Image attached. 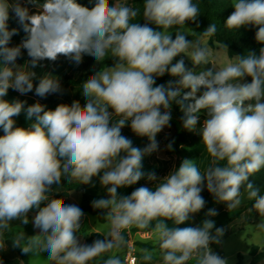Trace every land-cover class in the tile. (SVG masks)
I'll return each instance as SVG.
<instances>
[{"label": "clouds", "instance_id": "obj_1", "mask_svg": "<svg viewBox=\"0 0 264 264\" xmlns=\"http://www.w3.org/2000/svg\"><path fill=\"white\" fill-rule=\"evenodd\" d=\"M89 2L92 7L78 0H0V129L4 133L0 136V235L11 221L27 225L28 213L38 209L33 225L39 234L26 238L19 233L11 245L24 255L47 253L52 264H123L119 256L103 257L125 246L124 230L132 227L155 234L163 264H187L193 257L196 264H228L211 247L224 234L214 220L183 228L170 227L166 221L181 225L204 209L205 186L228 210L241 205V188H246L248 198L254 200L252 208L264 218V195L249 180L264 168V47L258 54L236 55V62L226 67H205L196 73L194 68L210 63L209 49L201 40L215 35L217 27L211 23L200 39H188L191 33L182 29L200 16L193 0H144L143 24L130 23L137 9L111 0ZM232 7L225 27H254L255 40L264 44V0H234ZM10 20L18 27H10ZM21 31L24 36L13 45V37ZM219 47L228 49L226 43ZM25 52L33 71L16 70L22 67L17 61ZM59 56L76 66L85 56L97 63L110 57L114 63L83 83V106L74 100L46 110L39 102L27 105V101L4 99L9 89L42 99L63 94L60 79L50 74L38 77L34 71L41 62H54ZM166 74L179 79L157 84V78ZM246 77L251 81L246 82ZM173 103L179 106L187 131H195L200 113H206L199 132L214 160L202 174L185 158L175 171L158 179L155 172L143 171V159L159 151L157 135L171 127ZM22 112L32 121L28 128L15 126L14 117ZM112 115L120 119L111 123ZM125 126L147 137L148 144L135 147L122 134ZM167 148L172 149V142ZM62 175L68 183L79 180L84 185L99 177L109 198L93 200L92 207L106 210L109 228L104 239L82 243L76 231L85 216L83 209L62 198L49 199L47 194L61 183ZM145 177L163 182L155 190L140 186L129 195L118 192ZM217 214L209 209L206 216ZM258 227L264 229V219ZM0 249L5 250L3 243ZM141 252L144 261L153 259L149 249Z\"/></svg>", "mask_w": 264, "mask_h": 264}, {"label": "trees", "instance_id": "obj_2", "mask_svg": "<svg viewBox=\"0 0 264 264\" xmlns=\"http://www.w3.org/2000/svg\"><path fill=\"white\" fill-rule=\"evenodd\" d=\"M78 2L88 7H92V4L89 2V0H78ZM111 2L114 4V0H111ZM193 2L198 5L200 10V16L198 17L196 23H189L185 25L193 33L191 36H188V39L201 37L202 32L211 23H213L216 25L217 31L215 35L207 38L210 39L211 43L216 42L220 45L226 43L228 46L227 52L230 58H234L236 55L247 56L249 51H256L258 54L259 49L261 47H264V44L257 43V41L255 40V32L258 29L250 26L242 27L238 30L228 29L225 27L224 21L234 10L232 7V0H193ZM128 7L138 10V15L135 18H132L130 20V23L139 22L143 24L145 22L143 20L144 0H130L128 2ZM11 26L18 27V25L15 23L14 20L10 21V27ZM150 26L156 30H161L155 24H151ZM113 63L114 61L110 57L109 58L106 57L105 60L97 63V61L94 58L90 56H85V60L80 64L79 67V75L76 78L70 76L63 78V91L70 90L73 92L71 103L74 100H78L81 103L83 99L82 98L83 83L91 75H93L95 71L97 73L103 71L107 68V66H112ZM44 68H45V61L41 62V66L37 67L38 77L42 75ZM170 80L173 81V77L166 74L163 77L157 78L156 82L157 84H166ZM245 81L250 82L251 78L246 77ZM4 99L8 100L9 102H12L14 100L27 101V105L37 102L36 99L28 100L26 97L18 94L16 91L12 89H9L8 95L4 97ZM253 102L254 101H252V103ZM39 103L45 105L46 110H50V109L54 110L55 107L62 102L55 94H52V95H48L46 98L43 99L40 98ZM174 107L176 111L179 113L180 111L179 108L177 106ZM181 116L182 115H180V117ZM111 117L115 118V120L112 121L111 123H116L120 119V117L116 115H112ZM14 120L16 127L28 128L32 123V121H28L26 119V116L23 112L19 116L14 117ZM180 122L182 123L181 119ZM125 136L132 140L133 145L135 147H139L143 149L148 144L147 137L137 136L131 131L130 127L125 128ZM169 142H172L171 150L167 148ZM202 142L203 141L201 135H199L195 131H187L182 126L180 133H178L173 140L165 142L167 158L166 159L159 158L156 155V153H153L151 155H146L143 159V171L145 173L155 172L158 179L163 178L164 176L168 175L171 170L175 171V167L178 168L183 159L185 158L190 160L192 159L191 153L185 147L199 145ZM212 160H214L213 157ZM218 163L224 165L226 164V161H220ZM249 180L254 184V186L260 189V194L264 195V168H262L259 172L255 173L253 176L249 177ZM62 181H64L63 175H62ZM161 182L163 181L162 180L148 181L147 178L145 177L141 179L139 182H137V184L122 189L124 191V195H129L134 189L140 186H147L155 190L156 184H159ZM61 185L62 184L60 183L59 185H53V186L55 188H58L61 187ZM65 188L69 191L79 192L82 195V204L80 207L83 209L84 213H89L93 216H98V218L102 222L105 221L104 212L102 210L94 209L92 207V201L96 199L94 198L93 190L90 187L85 186L84 184H81L79 180H76L72 183L66 184ZM241 193H243L248 198L246 188H242ZM201 195L204 197L206 201V205L204 209H202L199 213L193 214L189 220H187L185 223L181 225H175L172 221H166V223L170 227H181V228L190 227V226L195 227L198 226L199 223H201L205 219H212L215 221L216 227L224 228L229 226L231 223H233L234 221H236L241 217L242 210L235 213L232 216L229 215L226 210H222L221 212H218L216 216L207 217L205 208H211L212 205L218 201L213 194L207 191V189L206 191L203 190ZM253 203L254 200L248 198L247 203L244 206V210L253 209L252 208ZM28 219H29V223L24 226L23 231L15 232L10 230L7 234H5L6 244L8 247L14 249L11 245V241L19 233L24 232L26 238L35 235V232L32 229V223L30 221V217H28ZM154 223L155 221H153V224ZM130 231L132 233H138V232L152 233L150 229H139L136 227L130 228ZM96 239H103V238L101 237L100 234L93 233L91 237L87 240L86 244H91ZM144 242L146 241L137 242L138 248H140L139 246L141 245L143 246ZM211 247L217 252L216 244L211 245ZM14 250L18 255V259L13 261L5 260V264H30L29 254L27 255L22 254L21 250L18 248H15ZM255 250H257V248H255ZM148 262L150 264H156V261L153 259ZM161 264H163V261H161Z\"/></svg>", "mask_w": 264, "mask_h": 264}, {"label": "rangeland", "instance_id": "obj_3", "mask_svg": "<svg viewBox=\"0 0 264 264\" xmlns=\"http://www.w3.org/2000/svg\"><path fill=\"white\" fill-rule=\"evenodd\" d=\"M130 0H114V4L119 3L121 5L128 6V2ZM234 0H232V3ZM40 3H43V1L40 0ZM39 8V6H38ZM33 12L36 11L35 8H31ZM13 21V20H10ZM9 21V26H10ZM14 27V26H11ZM162 30V29H161ZM184 31H187L193 34L186 26ZM170 32L172 33L173 37L175 35V28L170 29ZM190 35V36H191ZM24 36V33L21 31L20 35L14 36L12 39V44H18L21 40V38ZM201 37H195L193 40L200 39ZM201 42L206 45L209 49V65H201L199 67H196L193 69L194 72L199 73L200 71H203L205 67H211L215 66L216 68H222L226 67L230 63H235L234 58H230L227 52V49H221L219 46L220 44L216 42H210V39L207 37H203ZM183 56V54H181ZM181 57L178 56L175 58L173 63L176 62V60H179ZM27 53L25 52L22 59H19L17 61L18 65H22V67L18 66L17 71L23 70L26 72L33 71V69L30 66V63L28 61ZM185 63L188 68H192L193 65L189 58L187 56H184ZM85 60V57L83 58V61ZM79 66L74 65L71 63L67 58L64 56H59L58 59L54 62L51 61H45V68L41 76L44 75H52L53 79H60L62 88H63V78L64 77H74L76 78L79 75ZM107 69V68H106ZM105 69V70H106ZM37 73V68L34 69ZM40 76V77H41ZM179 79L178 77H173V81ZM235 82V81H234ZM34 83H38L37 81H34ZM167 84V83H166ZM184 91H188L187 89ZM203 89H201V92ZM18 93V92H17ZM19 94V93H18ZM198 93L197 95H199ZM62 103L71 104V99L73 96L72 91H63V94H55ZM26 97L28 100H34L36 99L37 102H40V97L34 95V93H28L27 95H22ZM81 105L83 106L86 103V100L84 96L82 97ZM254 103V102H253ZM175 103L172 105V120H171V127H166L163 129L162 132H160L157 135V140L159 141V151L155 152L156 155L159 158L166 159L167 153H166V141H171L174 139V137L180 133L182 129V123L180 122V115H183L181 111L179 113L176 111ZM206 118V113L201 112L200 113V121L197 124L195 132H197L200 135L199 129L203 124V120ZM115 118L110 117V121H114ZM129 126H125L122 129V134L125 135V128H128ZM3 130L0 129V136H2ZM192 155V161L195 164V166L198 168V170L203 174L206 169L213 164L212 156L207 152L206 145L202 142L199 145H193V146H187L185 147ZM64 178V184L61 185V187L55 188L53 186V189L50 193H48L49 199L51 198H62L68 203H76L79 206L82 204V195L79 192L76 191H69L65 188L66 184H68L67 176L63 175ZM76 180H71L70 183L74 182ZM85 186L90 187L93 190L94 198L96 200L100 198H109L108 194L106 192V188L102 187L99 181V177L93 178V181L91 184H87ZM243 188V187H242ZM241 188V189H242ZM118 192L122 195H124L123 189H118ZM241 199V205L236 209L228 210L225 203L222 202H216L212 205L211 208H205V211L209 209H215L218 212H221L222 210H226L229 215H234L235 213L242 210L241 217L231 223L229 226L224 227V234L220 238V243L216 244L217 246V253L220 254L222 257L227 258L228 264H264V229H261L258 227V224L260 221L264 218H261L259 214L254 209H248L244 210V206L247 203L248 198L241 193L240 197ZM44 205L42 204L41 207ZM104 212V215L106 214V210H102ZM38 209H32L28 213V217H30V221L32 223V229L35 232V235L39 234V229L35 228L33 225V218L37 214ZM204 212V211H203ZM200 225V223H199ZM24 224H22L20 221H11L10 225L7 229H4L2 232V235H0V243H3L5 246L4 249H0V258L3 259L4 264L5 260H16L18 259V255L15 252L14 249L10 248L6 244V236L10 230L15 232H21L24 230ZM109 228V222L105 218V221L102 222L98 216H93L89 213H85V216L82 220L80 228L76 231L77 237L81 240L82 243H86L87 240L91 237L93 233H98L101 235V237L104 239V235L106 234ZM128 230V229H127ZM124 230V235L126 238V231ZM138 253H139V263L138 264H150L148 261H144L142 259L143 253L141 252V249H149L153 252V260L156 261V264H161V261H163L162 254L159 249L156 248V238L155 234L152 232L150 233V238L143 243V246H139ZM257 250H255V248ZM124 248L122 249H114L111 253H105L103 258H107V256H119L122 260ZM213 251L216 252V250L213 249ZM30 257V264H52L51 261H48L47 253H40L38 256H34L33 254L29 253ZM98 261L101 260V258H97ZM187 264H196V259L193 257V259L189 260Z\"/></svg>", "mask_w": 264, "mask_h": 264}, {"label": "built area", "instance_id": "obj_4", "mask_svg": "<svg viewBox=\"0 0 264 264\" xmlns=\"http://www.w3.org/2000/svg\"><path fill=\"white\" fill-rule=\"evenodd\" d=\"M150 238V233L138 232L132 233L130 229L126 231V244L123 252V264H138L139 253L137 242L147 241Z\"/></svg>", "mask_w": 264, "mask_h": 264}, {"label": "water", "instance_id": "obj_5", "mask_svg": "<svg viewBox=\"0 0 264 264\" xmlns=\"http://www.w3.org/2000/svg\"><path fill=\"white\" fill-rule=\"evenodd\" d=\"M61 184H64V181H62ZM206 189H207V188H206V186H205L204 191H206Z\"/></svg>", "mask_w": 264, "mask_h": 264}, {"label": "crops", "instance_id": "obj_6", "mask_svg": "<svg viewBox=\"0 0 264 264\" xmlns=\"http://www.w3.org/2000/svg\"><path fill=\"white\" fill-rule=\"evenodd\" d=\"M201 223H202V222H201ZM201 223H200V224H201Z\"/></svg>", "mask_w": 264, "mask_h": 264}]
</instances>
